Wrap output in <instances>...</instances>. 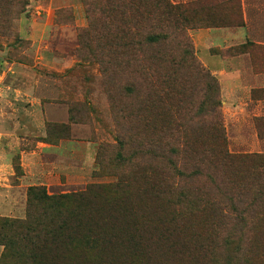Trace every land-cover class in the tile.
Masks as SVG:
<instances>
[{"label": "rangeland", "instance_id": "374dc122", "mask_svg": "<svg viewBox=\"0 0 264 264\" xmlns=\"http://www.w3.org/2000/svg\"><path fill=\"white\" fill-rule=\"evenodd\" d=\"M157 1L0 0V222L33 223L47 210L29 200L40 188L67 196L75 219L100 217L97 250L83 251L94 247L84 237L83 252L65 254L73 264H264V229L229 242L230 227L213 236L201 219L183 221L208 183L204 173L189 180L187 129L214 118L231 156L264 155V72L242 49L264 47V0H168L203 7L180 29ZM232 2L243 28L233 10L211 8ZM154 39L167 43L160 60ZM17 233L0 229V264H25L2 242ZM130 236L144 256L124 249Z\"/></svg>", "mask_w": 264, "mask_h": 264}, {"label": "trees", "instance_id": "16d2710c", "mask_svg": "<svg viewBox=\"0 0 264 264\" xmlns=\"http://www.w3.org/2000/svg\"><path fill=\"white\" fill-rule=\"evenodd\" d=\"M157 2L164 8L163 15L168 17L167 21L174 24L176 28L179 27L178 25L190 22V17L196 18L203 9L202 7L198 10L191 5H173L168 0ZM211 6L216 11L221 9V12L225 9L233 10L232 14L235 17H230L232 27H244L236 2ZM151 49L155 52V59L164 58L167 55L165 39L151 41ZM242 49L251 56L254 70L258 74L263 73L260 66L264 65V47L249 42L243 45ZM194 65L197 74L214 82L208 71L202 69L197 63ZM211 88H214L213 94L207 98L206 103L210 101L216 105L218 89L216 84ZM217 105H220V102H217ZM204 113L212 114L214 117L216 111L213 108L211 112L207 110ZM212 120L210 127L204 124L201 128L187 129L183 154L186 158L195 161L193 168L196 170L189 180L197 181V178L204 173L203 177L208 179V183L195 195L194 200L195 203L200 204V211L192 213L183 221L188 225L191 221L201 219L207 227L217 229H214L213 236L219 232L218 230L227 231L230 227V233L228 232L224 238L229 242L238 235L242 236L245 230L257 235L264 229V155L231 156L227 151L223 127L218 122L213 123ZM174 153L175 156L180 155V152ZM204 167H206L205 171H203ZM175 169H177L176 166ZM160 191L157 189L155 192L159 194ZM28 195L30 202L45 205L47 210L33 223L16 225L7 221L0 222V229L18 230L13 239L6 238L2 242L6 244V247L11 246L12 251L19 259L24 260L25 264H73L74 260L67 258L65 254L75 246L81 250L79 246L86 245V243L83 244V238L86 236L94 240V247H84L82 250L90 252L97 250L99 240L96 241L95 235H98L96 228L100 227L99 216H94L92 212V214L79 215L75 219L66 212L67 196L52 197L40 188H31ZM80 198L83 199V197ZM84 211L82 210L79 214H83ZM122 217L125 222L126 216L123 212ZM110 219L114 218L110 217ZM118 220L121 221L120 216ZM76 225L80 228H76ZM124 231L129 232L127 229ZM121 233L124 232L121 230ZM161 242L162 240L158 239L155 243L159 251ZM166 243L167 241H164L162 245ZM123 247L132 257L138 258L145 254V244L135 236H130L123 243ZM206 247H212V242H207ZM167 250L170 249L167 248Z\"/></svg>", "mask_w": 264, "mask_h": 264}, {"label": "crops", "instance_id": "0c3cea01", "mask_svg": "<svg viewBox=\"0 0 264 264\" xmlns=\"http://www.w3.org/2000/svg\"><path fill=\"white\" fill-rule=\"evenodd\" d=\"M242 75V74H241ZM246 77H244V80H248V78L250 77V74L245 73Z\"/></svg>", "mask_w": 264, "mask_h": 264}]
</instances>
